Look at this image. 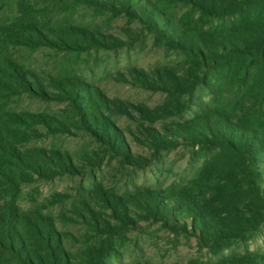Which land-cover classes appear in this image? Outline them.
I'll list each match as a JSON object with an SVG mask.
<instances>
[{
    "label": "trees",
    "instance_id": "obj_1",
    "mask_svg": "<svg viewBox=\"0 0 264 264\" xmlns=\"http://www.w3.org/2000/svg\"><path fill=\"white\" fill-rule=\"evenodd\" d=\"M70 5H87L111 10L115 14L137 17L132 5L139 0H69ZM140 8L144 23L157 38L187 59V74L178 76L165 71L153 78L136 73L139 87L162 92L170 98L190 93L203 84L208 73L229 77L233 96L244 90L241 99L249 106L237 115V107L228 112L211 110L193 119L171 124L163 131L147 129L146 142L153 150H170L180 146L197 147L211 154L198 175L188 185L165 192L145 189L119 199L102 197L105 206L123 221L127 207L143 213V218L162 222L166 227L198 239L204 246L218 250L231 240L243 236L248 227L261 221L264 197L259 190L258 156L264 155V0H143ZM182 10L177 18L170 14ZM152 17V18H151ZM159 18V22L156 21ZM36 13L20 9L18 19L0 29V44L18 45L30 50L39 47L81 53L90 48H116L88 30L73 26L46 27ZM51 35L47 36L44 32ZM0 63V192L10 199V206L0 211V261L8 256L15 264H94L95 255L68 253L51 220L34 213L18 215L13 210L19 184L52 179L63 172L78 169L67 156L43 149L25 152L16 148L43 135L34 126L46 127L47 133L62 134L69 126L43 115L3 111L7 99L25 93L35 98H51L38 77L24 72L11 58ZM28 75L32 82H28ZM57 97L67 101L73 127L96 138L130 164H140L125 151V143L104 113L125 111L122 103L110 102L98 92L87 90L77 78L53 80ZM146 121L165 120L180 113L177 104L149 110L138 107ZM256 122V124L254 123ZM58 126H57V125ZM209 193V194H208ZM219 208V209H217ZM188 219L179 222L173 213ZM168 218H172L170 223ZM224 264H264V256L231 259Z\"/></svg>",
    "mask_w": 264,
    "mask_h": 264
},
{
    "label": "rangeland",
    "instance_id": "obj_2",
    "mask_svg": "<svg viewBox=\"0 0 264 264\" xmlns=\"http://www.w3.org/2000/svg\"><path fill=\"white\" fill-rule=\"evenodd\" d=\"M142 5L143 0L132 5L137 17L131 18L92 6H72L69 0H0V29L15 22L20 9H28L46 27L70 25L88 30L107 43L111 38L120 42L116 48H90L81 53L47 47L30 50L18 45L5 49L0 44V63L5 57L11 58L24 72L36 75L46 93L52 95L51 98L13 95L7 99L3 111L43 115L69 126V131L62 134L47 133L46 127L34 126L43 133L42 137L17 144L16 148L22 152L33 149H43L46 154L59 152L78 169L77 173L63 172L49 180L34 177L20 183L13 210L18 215L39 213L49 218L55 230L63 235L65 250L74 255L90 250L95 255L94 264H224L237 257L264 256V208L261 222L255 228L248 227L243 236L214 250L162 222L143 218L144 214L131 206L127 207L128 217L122 216L121 221L102 200L106 195L122 199L145 189L165 192L188 185L204 161L214 154L188 146L153 150L146 142L147 129L162 132L171 124L187 122L215 109L232 112L236 106L235 113L240 115L249 106L246 99H241L243 89L236 104L237 97L233 96L230 79L225 74L208 73L203 84L179 98L139 87L136 73L157 78L167 70L184 76L189 67L183 55L147 28L139 8ZM182 13L179 6L170 11L177 18ZM44 34L51 37L46 31ZM73 77L82 81L88 91L96 89L107 101L125 106V111L105 112L104 116L121 134L125 151L140 164L126 162L107 145L72 126L75 119L70 106L56 98L53 80ZM27 80L33 81L30 75ZM172 103L181 108L180 113L165 120H143L138 109L154 110ZM257 171L259 190L264 197V155L258 156ZM10 199L0 192V211L10 206ZM173 217L189 225L180 213H173ZM170 221L172 218H168ZM0 264L15 261L4 256Z\"/></svg>",
    "mask_w": 264,
    "mask_h": 264
}]
</instances>
